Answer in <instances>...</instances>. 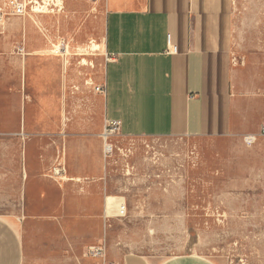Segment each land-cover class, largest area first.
Here are the masks:
<instances>
[{"label": "rangeland", "instance_id": "1", "mask_svg": "<svg viewBox=\"0 0 264 264\" xmlns=\"http://www.w3.org/2000/svg\"><path fill=\"white\" fill-rule=\"evenodd\" d=\"M87 2L80 9L65 4L60 21L31 16L24 23L28 36L68 45L62 64L65 72L69 67L64 102L56 117L51 115L57 126H29L23 135L20 130L19 140L0 143V219L14 238L0 229V245L16 252L21 245V264H111L128 255L157 264L184 255L214 264H264V0H232V132L199 138L113 136L104 178L83 185L64 175L61 181L52 170L63 167L64 140L101 121L94 88L104 57L102 49L91 50L90 43L98 41ZM86 19L94 22L87 32ZM37 78L28 61L20 73V105L26 96L27 109V99L40 94ZM43 113L30 109V122L47 119ZM34 136L36 142H29ZM32 145L36 171L26 175ZM103 192L119 201L117 206L125 202V217L105 208L103 218ZM91 248H100L101 256H93Z\"/></svg>", "mask_w": 264, "mask_h": 264}, {"label": "crops", "instance_id": "2", "mask_svg": "<svg viewBox=\"0 0 264 264\" xmlns=\"http://www.w3.org/2000/svg\"><path fill=\"white\" fill-rule=\"evenodd\" d=\"M60 1L63 9L65 4L79 9L83 4V0ZM90 1L86 9L95 15L97 43L103 56L111 59L104 60L102 73L96 80L97 86L104 89L103 94L96 93L95 97L101 124L64 140L61 164L66 181L87 185L104 178L106 165L101 134L106 121L119 122V134L123 137L199 138L226 136L232 132L233 104L229 95L235 23L232 0ZM33 17L44 22L48 18L52 22L59 20L60 13ZM30 18L15 17L0 24V143L12 137L19 140L20 130L23 135L29 126L56 127L57 121L52 122L51 115L55 118L64 102L69 66L65 72L62 54L54 53L64 43L51 41L48 45L32 33L40 41H31L32 36L29 38L24 28ZM90 25L93 27L94 22L86 19V32ZM167 36L176 49L174 54L166 52ZM28 61L35 68L42 87L39 96L27 99V109L26 96L20 105V73H25ZM30 109L41 110L48 118L31 123ZM36 138L28 141L34 143ZM33 151L34 145L28 146L26 175L36 171V160L30 155ZM97 190L100 191L99 184ZM3 224L9 226L0 219V229L14 239ZM17 249L16 252L14 248L8 250L0 245V264H21V245L17 244ZM112 264L157 263L128 255L116 257ZM160 264L214 263L184 255Z\"/></svg>", "mask_w": 264, "mask_h": 264}, {"label": "built area", "instance_id": "3", "mask_svg": "<svg viewBox=\"0 0 264 264\" xmlns=\"http://www.w3.org/2000/svg\"><path fill=\"white\" fill-rule=\"evenodd\" d=\"M63 6L60 0H0V24H3L10 18H22L27 16L33 15H49L54 13L61 12ZM92 43V42H91ZM90 43V44H91ZM166 52L168 54H174L176 49L174 46L170 44V36L166 38ZM64 47V49H62ZM54 49V48H53ZM68 46L63 45L59 47V52L62 53V56H66ZM56 50V49H55ZM59 54V53H58ZM105 61L111 59V57L103 56ZM96 93L103 94L104 89L102 87L96 86L94 88ZM119 122H111L106 121L104 124L103 132L101 134V140L103 143V159L106 165V159H108L112 153L113 148L112 145L109 143V140L113 136H120L119 134ZM262 133L264 134V128L262 129ZM63 172L64 169L59 165L58 168H54L52 170V175L56 178L63 181ZM60 177V178H59ZM127 208L125 202L122 200L121 203L117 206V214L116 217L122 218L126 216ZM94 251L93 256H101L102 251L100 248ZM112 264V263H111Z\"/></svg>", "mask_w": 264, "mask_h": 264}, {"label": "bare ground", "instance_id": "4", "mask_svg": "<svg viewBox=\"0 0 264 264\" xmlns=\"http://www.w3.org/2000/svg\"><path fill=\"white\" fill-rule=\"evenodd\" d=\"M101 50V47L100 45L98 44H95L94 42L91 43V50ZM119 201L113 199V198H110V197H107L105 198V208H106V213L107 214H114L115 212H117V203Z\"/></svg>", "mask_w": 264, "mask_h": 264}]
</instances>
